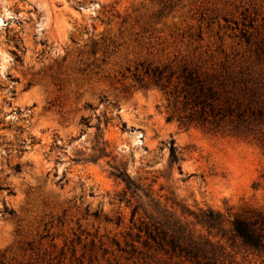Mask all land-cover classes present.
Instances as JSON below:
<instances>
[{"label": "rangeland", "instance_id": "1", "mask_svg": "<svg viewBox=\"0 0 264 264\" xmlns=\"http://www.w3.org/2000/svg\"><path fill=\"white\" fill-rule=\"evenodd\" d=\"M191 62L264 90V0H0V264H191L130 235L148 191L225 264H264L231 223L264 211V120L181 124L147 71ZM115 165L146 192L122 200Z\"/></svg>", "mask_w": 264, "mask_h": 264}, {"label": "trees", "instance_id": "2", "mask_svg": "<svg viewBox=\"0 0 264 264\" xmlns=\"http://www.w3.org/2000/svg\"><path fill=\"white\" fill-rule=\"evenodd\" d=\"M155 84L160 86L168 97L174 112L189 110L179 120L184 126L220 122L221 117L231 118L238 123L251 120H264V90L259 81L249 77L243 70L233 71L225 66L221 70H212L198 63H184L179 68L164 66L156 68L152 74ZM262 92V93H261ZM176 114H173L175 116ZM85 121V119H83ZM86 124H88L86 122ZM170 159L179 162V156L171 141ZM19 171L21 165L17 164ZM111 175L125 183L122 200L128 194L134 197L139 191H145L120 165L113 166ZM9 189V187H7ZM12 190L9 189V193ZM145 195L150 199V207L141 203L134 205L132 220L143 210V215L133 223L131 234L144 240L147 245H156L167 254L177 256L191 264H225L222 241H214L202 235H196L189 224L169 214L159 201L148 191ZM12 213V212H10ZM197 223L208 229H217L221 237L226 236L223 215L213 211H203L195 215ZM232 223V231L245 245L264 251V211L253 210L248 214L236 215Z\"/></svg>", "mask_w": 264, "mask_h": 264}]
</instances>
